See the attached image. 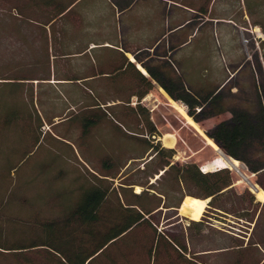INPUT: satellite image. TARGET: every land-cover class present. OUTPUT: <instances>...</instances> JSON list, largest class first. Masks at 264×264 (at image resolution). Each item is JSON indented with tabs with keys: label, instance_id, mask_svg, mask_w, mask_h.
<instances>
[{
	"label": "crops",
	"instance_id": "crops-1",
	"mask_svg": "<svg viewBox=\"0 0 264 264\" xmlns=\"http://www.w3.org/2000/svg\"><path fill=\"white\" fill-rule=\"evenodd\" d=\"M0 2H5L9 8L8 12L0 11V83L17 85V95L34 102V115L42 124L38 130L42 132V136L44 126L54 129L61 125L72 103L81 106L77 115L96 111L86 102H103L104 104H100L101 109L113 110V113L104 110L106 114L101 122L91 127L86 136L82 135L81 125L75 124L68 129V132L80 133V144L88 142L90 154L96 163L98 162L90 167V160H78L87 168L88 174L81 171L80 173L91 182L95 176L112 180L103 177L104 173L99 171L103 160H111L119 169L110 189L137 195L144 190V187L139 185L125 186L120 182L130 174H124L130 164L152 158L149 156L150 151L147 150L145 140L154 139V144L160 143V146L166 149H173L175 146L174 135L162 132L152 119L156 107L154 102L160 99L179 112L186 127L191 128L197 137L204 136L206 144L214 150L219 146L215 143L216 147L209 145L207 140L211 139L204 135L206 131L222 121L229 123L234 113L254 112L257 109L247 81L238 78L241 64L232 65L230 70L223 61L210 65L204 41H201L195 50L192 48L193 39L210 19L209 8L200 5L204 0ZM235 12V8H232V13ZM223 20L231 21L229 18ZM238 20V24H232L235 31H249V28L260 27L257 24H249L246 10L242 11ZM164 86L174 93L182 91L183 88L186 92L198 96L210 93L217 95V115L203 119L201 123L194 122L187 114V106L181 101L173 100ZM211 98L203 101L202 106L205 107ZM151 99L153 105L146 107L144 101ZM55 102L56 107H50ZM60 102H64V105L61 106ZM137 103L146 109L148 119L156 130L150 138L145 135L146 128L141 121V114L138 110H133ZM174 103L182 107L185 117ZM123 106H128L129 109L124 110ZM199 110L200 106H196L195 111ZM188 118L194 122V127ZM137 119L140 121L136 123ZM56 138L65 141L61 136L57 135ZM160 141L164 144L161 145ZM125 146L137 149L118 160L116 151L123 150ZM227 161L229 164L232 161L238 164L240 162L230 157ZM62 165L57 170L70 169H66L67 164ZM46 167L48 166L43 168ZM140 168H143V164ZM162 173L163 171H159L150 178L149 184L155 183ZM251 175L254 176L253 173ZM240 183L242 182L238 181L233 186L236 187ZM248 184L244 189L252 195L251 204L256 208V212L250 215L252 210L249 206L244 210L246 215L235 218L236 225L243 231L230 232L215 227L210 221L203 222L201 237L193 238V242L188 241V249L199 252L196 254H207L210 250L219 252L230 246L216 241L214 246L209 247L203 237L212 230L226 234L233 242H239L233 244L235 247L242 245L244 248L251 242L254 248L252 253L264 256V245H261L257 238L258 236L264 240V229L259 231L258 228L264 199L256 197L252 186L255 185L259 190L262 188L251 182ZM73 192L74 196L78 193L77 184H74ZM149 193L162 198L158 208L162 210L161 224L166 222V213L173 212L171 219L178 217L183 227H188L190 221H201L210 201V198L200 199L205 201V208L198 220H192L179 212L188 195L182 198L178 208L164 209V197L152 190H149ZM211 221L216 222L213 219ZM196 232L197 227H193L191 234L195 235Z\"/></svg>",
	"mask_w": 264,
	"mask_h": 264
},
{
	"label": "trees",
	"instance_id": "trees-1",
	"mask_svg": "<svg viewBox=\"0 0 264 264\" xmlns=\"http://www.w3.org/2000/svg\"><path fill=\"white\" fill-rule=\"evenodd\" d=\"M0 84L15 89L14 93L10 91L9 94L10 105L6 109L0 108V143L7 135L9 147L23 149L24 156L44 138L42 132L38 131L42 124L34 115V102L18 97L17 85ZM164 89L173 100L187 106V114L196 123L217 115V95L198 96L183 88L177 93L165 86ZM209 97L212 98L203 107V101ZM101 103H89L96 111L83 114L81 121L76 120L75 124L82 126L83 136L101 122L106 114L104 110L113 113L112 109H101ZM196 106H200L198 112L195 111ZM122 108L129 109L128 106ZM133 110L141 114L145 135L149 138L153 136L156 130L148 119L146 109L137 103ZM234 114L229 123L222 121L215 124L205 134L228 157L244 163L255 176L254 184L264 189V112L259 108L254 112L240 111ZM17 133L22 134L18 139ZM153 141L145 140L152 158L141 162L143 168H140L141 164L135 168L130 164L124 172L130 174L120 182L125 186L144 187L138 195L110 189L119 167L111 160H103L99 171L104 173L103 177L112 180L95 176L91 182L78 172L71 179L77 184L78 193L75 196L71 187L70 190L65 188L55 192L52 197L42 191L39 193L41 198L35 199L38 190L34 184L41 182H34L40 178L39 175L35 177L30 174L23 179L18 174L23 160H7V163L0 160V264H264V256L252 253L254 248L251 242L244 248L241 244L237 247L230 245L222 251L210 250L207 254H196L199 252L188 249V241L193 242L201 237V225L207 222L205 216L201 221H190L188 227H183L180 219H171L174 214L168 212L166 222L161 224L162 210L158 208L162 198L149 193V190L164 197V209L178 208L182 198L188 195L199 199L210 198L207 205L217 212L225 209L219 205L232 193L235 179L228 168L203 172L196 163L175 162L172 160L175 155L173 149L162 148L160 143L154 144ZM159 171L163 173L155 183L149 184V179ZM65 173L58 170L51 179L69 176ZM30 189L34 190L32 198L28 196ZM245 191L251 203L252 195ZM13 192L15 211L27 209L39 199L43 203L48 198L54 201L59 211L55 216H43L39 211L25 218L12 215L11 211L6 210L9 202L6 197H11ZM65 194L71 197L70 200H62ZM33 208L37 209L35 206ZM193 227H197L195 235L191 234Z\"/></svg>",
	"mask_w": 264,
	"mask_h": 264
},
{
	"label": "rangeland",
	"instance_id": "rangeland-1",
	"mask_svg": "<svg viewBox=\"0 0 264 264\" xmlns=\"http://www.w3.org/2000/svg\"><path fill=\"white\" fill-rule=\"evenodd\" d=\"M223 2L224 0H204V2L200 3V5L202 4V6H207L209 8L210 19L208 23L201 28L196 38L193 39L192 48L195 50V48L200 45V42L204 41L205 46H207L206 51L208 52L207 55L210 65H215L217 62L221 63V61H223L227 69H232V65L237 63L241 64L238 78H243L247 81L250 92L253 95L252 99L256 102V108H260L261 111L264 112V0H228L227 2L225 0V2ZM232 8H235V13H232ZM0 9V11L3 12L9 11L8 5L5 2H0ZM243 10H246L248 13L249 24H257L260 27L249 28V31H235L232 24L239 23L238 19ZM224 18H229L231 21L223 20ZM211 71L210 68V72ZM10 91L14 93L15 89H13L12 86L8 87L7 85L0 84L1 109H6L10 105V102H8V99H10L9 94L11 95ZM86 103L89 104L91 102ZM60 104L63 106L64 102H60ZM76 104L78 103H72L71 108L66 111V119L61 125L54 127V129L46 126L43 127L44 138L40 139V142L32 148L30 153L22 156L23 149H11L9 147L7 135L4 141L0 143V160H6V163L7 160H23L19 165L21 166L20 172L18 173L19 176L26 179L25 177L30 176V174L35 177L39 175L40 178L34 182L38 183L39 180L41 182L38 183V185L34 184V187L36 186L35 189L38 190L36 191L37 195H34V197H36L35 199L41 198V194L39 195V193H42V191L43 194L52 197L55 195V192L62 189L66 188L70 190L69 188L71 187L73 189L74 182L71 179H73V177L75 178V175L80 171L88 174L87 168L78 160H90V167L98 163H96L94 157L90 154L88 142H84L82 145L80 144V133L68 132V129L75 125L76 120L81 121L83 114H85L83 113L80 116H78L79 114L77 115L81 106H77ZM144 104L146 107L150 108L153 105L152 99L144 101ZM56 105L57 103L55 102L53 105H50V107H56ZM154 106L156 107L152 116L153 122L162 132L170 133L174 135L176 139L173 148L175 151V162L180 164L196 163L203 171L207 172L220 168H228L235 179L234 183L238 181L242 182L236 187L233 186L232 193H229L226 198L220 202L219 206L225 209L216 212L206 207L203 216H205L207 222L210 221L215 227L230 232H235V230L243 231L240 226L236 225L237 221L235 218L246 215L244 210L248 209L249 206L252 210L251 213H249L250 215H253L256 211V208L254 209L251 204L252 202H249V196H247L245 193L246 189H244V186H249L248 182L254 183L255 176L251 175L250 171H248L247 167L242 162H239V167L237 168L239 171L231 166L227 161L229 157L224 151L219 147H217V150H214L208 146L202 134L203 137H197L196 133L191 128L186 127L185 121L179 112L170 107L168 102L160 99L154 102ZM206 126L208 125L206 124ZM57 135L63 137L65 141H61L60 139V141H58L56 138ZM204 135L207 137L206 134ZM20 136H22V134H16L17 139L20 138ZM160 138L162 139V136ZM160 142L161 145L164 144L162 141ZM135 149L137 148L130 149L125 146L123 150L118 149V151H116L118 152L116 156L118 160L123 159V157L125 158ZM62 164L68 165L66 169L70 168L64 171L66 172L65 174L69 173V176L65 178L63 176L58 180L51 179L52 176L58 172L57 169L63 166ZM138 164H142L141 161L132 163L131 167L135 168ZM45 166L48 167L43 168ZM42 168L43 172H41ZM3 169H5V167H3ZM40 184L41 186H39ZM34 190L30 189L28 191L29 198L33 197ZM6 198L9 201L6 205V210L9 212L11 211L12 215L20 218L30 216L34 211H39V214L41 213L43 216H55L59 211L54 201L49 198L44 200L43 203H41L42 201H39V199L37 200L38 202L29 205L27 209H17L15 211L14 192L11 194V197L9 195ZM70 198L68 194H65L62 200L66 201L70 200ZM32 206H35L37 209H31ZM212 219L216 222L211 221ZM258 226L259 231L264 229V209L261 211ZM203 238L205 242H208L209 247L214 246L216 241H222V244L227 246L239 243L233 242L231 237H228L226 234L216 233V231L212 230L205 234ZM257 238L259 239V243L264 245L262 244L264 240H261L258 236Z\"/></svg>",
	"mask_w": 264,
	"mask_h": 264
},
{
	"label": "bare ground",
	"instance_id": "bare-ground-1",
	"mask_svg": "<svg viewBox=\"0 0 264 264\" xmlns=\"http://www.w3.org/2000/svg\"><path fill=\"white\" fill-rule=\"evenodd\" d=\"M175 104V103H174ZM176 108L183 114V116L185 114L184 110L178 106L177 104H175ZM184 116V117H185ZM188 121L193 124V127H194V122L192 123L191 119L188 118ZM192 126V125H191ZM197 129V128H196ZM199 130V129H198ZM209 145L213 146V147H216L214 142H212L211 140H207ZM230 164L234 165V168L239 171L237 168L239 167V164L238 162L236 161H232ZM252 188L254 189V193L256 194V197L259 198V199H264V191H261L259 189H257L256 187L252 186ZM205 201L204 200H200V199H197V198H194V197H190V196H187L182 205L180 206V209H179V212L180 214L186 216L187 218L189 219H192V220H198L200 218V216L202 215V212L205 208Z\"/></svg>",
	"mask_w": 264,
	"mask_h": 264
},
{
	"label": "water",
	"instance_id": "water-1",
	"mask_svg": "<svg viewBox=\"0 0 264 264\" xmlns=\"http://www.w3.org/2000/svg\"><path fill=\"white\" fill-rule=\"evenodd\" d=\"M254 187H256L255 185H253Z\"/></svg>",
	"mask_w": 264,
	"mask_h": 264
},
{
	"label": "built area",
	"instance_id": "built-area-1",
	"mask_svg": "<svg viewBox=\"0 0 264 264\" xmlns=\"http://www.w3.org/2000/svg\"><path fill=\"white\" fill-rule=\"evenodd\" d=\"M203 171V170H202Z\"/></svg>",
	"mask_w": 264,
	"mask_h": 264
}]
</instances>
